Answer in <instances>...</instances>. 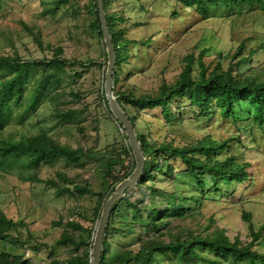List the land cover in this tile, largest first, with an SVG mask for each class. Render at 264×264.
<instances>
[{
  "label": "rangeland",
  "instance_id": "obj_1",
  "mask_svg": "<svg viewBox=\"0 0 264 264\" xmlns=\"http://www.w3.org/2000/svg\"><path fill=\"white\" fill-rule=\"evenodd\" d=\"M57 1L0 0L2 51L10 54L17 51L25 60L51 57V53L40 50L34 41V33L40 31L43 42L62 46L67 58L84 62L93 59L97 63L93 67L78 66L74 69L83 73L77 87L68 74L57 73L58 82L54 85L59 92L54 94L56 98L52 104L46 98L43 99L39 107L29 112L22 121L14 118L7 131L17 137L47 132L61 143L73 146L80 141L85 142L91 150L87 159L81 160L80 164L59 160L53 166H43L40 178L44 181L55 179L65 185V179L57 174L60 172L70 180L84 183L92 191L107 192L112 183V178L103 176L108 160L119 158L123 161V164L114 167L115 176L122 172V166H131V158L123 151L126 146L123 130L109 116L101 98L106 71L102 56L105 49L101 43L103 39L90 26L93 18L89 12L90 0H69L65 4H57ZM118 9L127 18L121 25L126 29L124 37L131 41L120 86L132 89L137 96L156 95L163 81L173 82L181 73L184 58L188 55L197 57L204 51L203 61L207 65L213 67L220 61L226 69L230 62L229 55L240 44L244 45L243 53H248L264 43V13L259 9L248 8L245 4L241 10L235 8L228 11L221 7L207 19L201 18L192 9L176 7L173 0H120L112 10ZM174 9L180 10L176 17L172 14ZM148 39L150 42L144 43ZM250 62L253 66L264 63V49L258 51ZM44 71L54 72L51 67L32 68L28 85L38 81ZM77 90L80 99L74 94ZM61 101H66L79 111L72 120V126L60 124L53 116L54 103L59 104ZM169 109L173 116L166 127L160 108L151 111L152 115L147 118L154 139L161 140L166 132L170 135L169 140L175 138L177 142L183 143L196 142L209 134L213 138L223 139L241 135L239 141H231V152L238 157L239 162L251 165V179L242 184L233 182L212 188L210 178L206 176L207 186L204 189L210 190L207 192L210 198L201 206V214L194 219L173 220L171 231L175 233L186 228L196 230L199 224L212 219V230L220 228L231 239L239 237L242 242H249V224H253L254 230H260L264 225V124L260 127L253 120V108L250 105L235 109L234 116H223L215 107L210 118L200 117L198 108L182 99H176ZM138 123L139 129L144 131V122ZM77 124L84 129V138L76 130ZM224 156L225 153L219 155ZM170 164L179 174L178 183L183 190L199 195L196 181L188 177L181 160L172 158ZM157 185L164 183L158 181ZM129 194L143 199L147 205L157 202L160 208L163 206L160 199L151 196L143 187L134 186ZM95 206L96 197L92 195L58 196L56 188L46 183H30L22 181L16 174H0V210L10 217L25 220L31 236L24 231L23 237L25 240L33 238L34 246L38 248L37 251L32 248L29 251L27 246L0 241V252L26 253L28 250L29 254L25 257L27 264H66L67 256L76 252L71 246L54 248L53 244L59 239L65 223L71 219L84 226L96 225L97 222L93 221ZM194 208L198 210L199 206L196 204ZM244 213L250 221L244 218ZM29 240L27 242L33 243ZM112 241L121 248H138L135 234L129 237L122 233L116 234ZM253 248L264 252V230ZM82 250L80 248L77 252L81 253Z\"/></svg>",
  "mask_w": 264,
  "mask_h": 264
},
{
  "label": "trees",
  "instance_id": "obj_2",
  "mask_svg": "<svg viewBox=\"0 0 264 264\" xmlns=\"http://www.w3.org/2000/svg\"><path fill=\"white\" fill-rule=\"evenodd\" d=\"M68 1L59 0L57 4H65ZM119 1L102 0L105 21L115 52L113 92L118 104L131 121L145 156L144 170L136 186L145 188L151 196L160 199L163 206L160 208L157 202L147 205L143 199L134 198L129 194L131 188L126 190L122 199L111 209L103 236L99 264H264V252L253 248L264 230V225L260 230H254L253 224H249L250 240L247 243L242 242L239 237L231 239L223 229L212 230V219L199 224L196 230L186 228L175 233L171 231L173 220L194 219L201 214V206L210 198L207 195L210 190L204 189L207 186L206 176L210 178L212 188H218L221 184L230 185L233 182L242 184L251 179L249 174L251 165L239 162L238 157L231 152V141H239L241 135L223 139L213 138L209 134L196 142L183 143L177 142L175 138L169 140L170 135L166 132L159 140L150 134L151 123L147 119L152 115L151 111L160 108L166 127L173 116L169 106L176 99H182L188 101L189 105L197 107L199 116L203 118H210L215 107L223 116H234L235 109L250 105L253 108V120L261 127L264 124V63L253 66L250 60L258 51L264 49V43L256 49L249 50L248 53H243L244 45L240 44L236 51L229 55L230 62L226 69L220 61L213 67L207 65L203 61L204 51L197 57L188 55L184 58L181 73L173 82L163 81L156 95L137 96L132 89H123L120 86L123 64L128 61L131 41L124 37L126 29L121 26L127 18L119 9L112 10ZM173 1L176 7L182 10L192 9L203 19L209 18L211 13L214 14L213 12L221 7L228 11L235 8L241 10L244 4L248 8L259 9L264 13V0ZM90 2L89 12L93 15L90 26L100 39H103L99 7L96 0ZM179 12L180 10L174 9L172 14L176 17ZM33 38L38 48L42 51L47 50L51 57L25 60L17 51L5 53L0 47V174H16L22 181L46 183L56 188L58 196L69 194L76 197L84 195L96 197L93 221L97 224L84 226L79 221L71 219L65 223L59 239L53 244L54 248L71 246L76 252L67 256L66 264H92L94 235L103 206L115 187L133 172L135 160L123 130V138L126 141L123 151L131 158V166L129 168L122 166V172L114 176V167L123 164V161L119 158L108 160L103 176L106 179L112 178L109 191H92L84 183L70 180L60 172L57 174L65 179V185L55 179L44 181L40 178L43 166H53L59 160L80 164L81 160L90 156L91 150L86 147L85 142L80 141L76 146L61 143L47 132L17 137L7 131V127L14 118L22 121L29 112L39 107L43 99L46 98L52 104L56 98L54 94L59 92L54 85L58 82L57 73L68 74L71 82L77 87L83 73L74 69L78 66L93 67L97 61L89 59L84 62L76 58H67L62 46L45 44L40 31L34 33ZM148 42L149 39L144 41ZM101 43L105 47L104 42ZM102 56L106 70L105 49ZM39 66L51 67L54 72L44 71L38 81L28 85L32 68ZM101 92L106 111L114 118L105 97V87ZM74 94L80 99L78 90ZM65 102L54 103L53 116L60 124L72 126V120L79 111ZM139 121L144 122V131L139 129ZM76 126V130L84 138V129L79 124ZM223 153L225 156L219 157ZM172 158L180 159L185 165L188 177L196 181L197 188L200 189L199 195L183 190L182 185L178 183L179 174L170 164ZM158 181L164 185H157ZM187 203L190 205L186 206ZM196 204L199 206L198 210L194 208ZM244 218L250 221L246 213ZM24 231L31 236L25 220L10 217L5 211L0 210V241L21 247L27 246L28 250L32 248L37 251L33 238H29L33 243L27 242L29 239H24ZM120 233L126 237L135 234L138 248H121L114 245L112 238ZM80 248L83 250L78 253ZM28 250L26 253L3 250L0 252V264H27L25 257L30 251Z\"/></svg>",
  "mask_w": 264,
  "mask_h": 264
},
{
  "label": "water",
  "instance_id": "obj_3",
  "mask_svg": "<svg viewBox=\"0 0 264 264\" xmlns=\"http://www.w3.org/2000/svg\"><path fill=\"white\" fill-rule=\"evenodd\" d=\"M96 3L100 10L101 17V29L103 42L105 44V50L107 54V69L105 75V97L108 102L109 109L122 130L125 131V135L127 137V141L129 147L132 150V154L135 160V168L133 172L124 180H122L111 193V195L106 200L100 219L98 221V225L96 228V232L94 235L93 247H92V264L100 263V255L103 249V236L105 232V228L110 216V212L112 207L122 199L126 190L137 185L140 180L144 166H145V156L142 152L141 144L136 136L134 127L123 111V109L118 104L116 97L113 92V69L115 65V52L112 45V37L109 33L108 27L105 21V13L103 10V2L102 0H96Z\"/></svg>",
  "mask_w": 264,
  "mask_h": 264
},
{
  "label": "built area",
  "instance_id": "obj_4",
  "mask_svg": "<svg viewBox=\"0 0 264 264\" xmlns=\"http://www.w3.org/2000/svg\"><path fill=\"white\" fill-rule=\"evenodd\" d=\"M27 254H29V252H27Z\"/></svg>",
  "mask_w": 264,
  "mask_h": 264
}]
</instances>
